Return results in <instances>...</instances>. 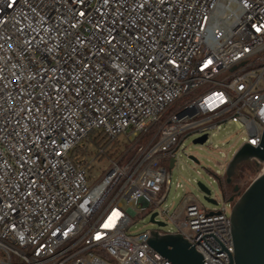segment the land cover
Segmentation results:
<instances>
[{
    "label": "built area",
    "instance_id": "2783aa9c",
    "mask_svg": "<svg viewBox=\"0 0 264 264\" xmlns=\"http://www.w3.org/2000/svg\"><path fill=\"white\" fill-rule=\"evenodd\" d=\"M261 26L264 0H0V264H170L130 232L148 214L229 264L201 238L234 255L233 203L163 205L191 135L232 122L261 144ZM90 133L93 160L127 141L98 180Z\"/></svg>",
    "mask_w": 264,
    "mask_h": 264
},
{
    "label": "rangeland",
    "instance_id": "374dc122",
    "mask_svg": "<svg viewBox=\"0 0 264 264\" xmlns=\"http://www.w3.org/2000/svg\"><path fill=\"white\" fill-rule=\"evenodd\" d=\"M97 135L94 134L92 137L94 138ZM197 137V134H193L185 139L177 152L176 166L174 168H168V171L171 173L172 185L163 207L171 213L180 210L181 207L190 203L207 210H220L224 202L219 178L224 176L227 166L237 151L243 146L245 139L242 126L232 122L221 126L219 130L212 131L208 141L204 145H196L193 143ZM86 142L89 143L88 160L92 161L98 152V146L92 140H86L80 148ZM126 143V138L120 136L114 144L107 147L104 155L93 160L91 165H89L90 176L93 180H98L108 170L111 164L113 150L121 145V151H124ZM83 154V152L80 153V155ZM191 156L195 157L198 163L193 161L190 158ZM246 164L253 168V172H247L245 178L240 181L239 187L242 193L262 173L264 167L252 161H248ZM239 167L235 178L238 175ZM198 183L205 185L211 191L210 198L219 203L215 205L208 202L205 199V194L198 188ZM178 184L182 186L178 187ZM150 219L151 214L133 218L130 227L131 234L135 235L144 231H168L174 229L172 224L160 228L152 224Z\"/></svg>",
    "mask_w": 264,
    "mask_h": 264
},
{
    "label": "water",
    "instance_id": "95a60500",
    "mask_svg": "<svg viewBox=\"0 0 264 264\" xmlns=\"http://www.w3.org/2000/svg\"><path fill=\"white\" fill-rule=\"evenodd\" d=\"M207 139L208 135H203L196 138L193 143L204 145ZM190 158L198 163L195 157ZM252 159L264 164V133L258 147L246 144L234 155L226 171L227 184H232L238 167ZM173 166L174 161L171 162L170 168ZM198 188L205 194L208 202L218 204L216 200L210 198L211 191L205 185L198 183ZM238 189L236 187V190ZM229 202L233 203L231 233L234 255L231 256L228 249L213 233L204 235L201 239L212 236L221 245V251H225L228 255L229 264H264V173L249 185L236 202L233 198L229 199ZM155 217L156 214L151 216L152 224L160 228L166 226L165 223L156 221ZM147 243L170 264H204L205 262L200 253L182 235H160L158 231H152ZM205 243L208 245L206 241ZM209 247L214 250L211 246Z\"/></svg>",
    "mask_w": 264,
    "mask_h": 264
},
{
    "label": "trees",
    "instance_id": "16d2710c",
    "mask_svg": "<svg viewBox=\"0 0 264 264\" xmlns=\"http://www.w3.org/2000/svg\"><path fill=\"white\" fill-rule=\"evenodd\" d=\"M94 134H96V133H90L87 140H92L94 142V144L97 145L98 144L97 140L101 136L100 135L98 136L96 134L97 136L93 138L92 135H94ZM247 172H253V168L251 166H249L248 164L243 163L239 167L238 175H237L236 178L233 179V182H232L231 185H227L226 184V180L219 179V183H220V186H221V189H222V194H223V199L224 200L229 201L232 191L234 190L235 187L239 186L240 181H242L245 178Z\"/></svg>",
    "mask_w": 264,
    "mask_h": 264
},
{
    "label": "flooded vegetation",
    "instance_id": "af4514ba",
    "mask_svg": "<svg viewBox=\"0 0 264 264\" xmlns=\"http://www.w3.org/2000/svg\"><path fill=\"white\" fill-rule=\"evenodd\" d=\"M226 184H227V182H226ZM227 185H231V184H227ZM238 188L239 189L236 190V187H235L234 190L232 191L231 195H230V199L233 198L234 202H236L242 194L241 188L239 186H238Z\"/></svg>",
    "mask_w": 264,
    "mask_h": 264
},
{
    "label": "snow or ice",
    "instance_id": "6c2138e0",
    "mask_svg": "<svg viewBox=\"0 0 264 264\" xmlns=\"http://www.w3.org/2000/svg\"><path fill=\"white\" fill-rule=\"evenodd\" d=\"M261 27H264V26H261ZM261 29L260 28H257V31H260Z\"/></svg>",
    "mask_w": 264,
    "mask_h": 264
}]
</instances>
